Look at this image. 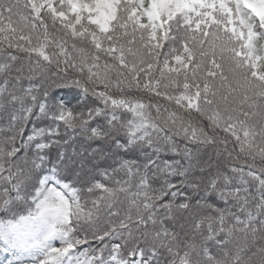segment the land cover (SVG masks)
<instances>
[{"label": "trees", "instance_id": "1", "mask_svg": "<svg viewBox=\"0 0 264 264\" xmlns=\"http://www.w3.org/2000/svg\"><path fill=\"white\" fill-rule=\"evenodd\" d=\"M68 264H264V0H0V245Z\"/></svg>", "mask_w": 264, "mask_h": 264}, {"label": "rangeland", "instance_id": "2", "mask_svg": "<svg viewBox=\"0 0 264 264\" xmlns=\"http://www.w3.org/2000/svg\"><path fill=\"white\" fill-rule=\"evenodd\" d=\"M13 264H38L37 262L33 261H22V262H18V263H13Z\"/></svg>", "mask_w": 264, "mask_h": 264}]
</instances>
